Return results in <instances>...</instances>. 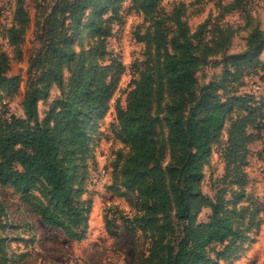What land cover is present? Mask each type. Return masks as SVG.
Masks as SVG:
<instances>
[{
    "label": "trees",
    "instance_id": "16d2710c",
    "mask_svg": "<svg viewBox=\"0 0 264 264\" xmlns=\"http://www.w3.org/2000/svg\"><path fill=\"white\" fill-rule=\"evenodd\" d=\"M115 1L56 0L43 22L41 34L47 44L43 53L46 62L30 65L39 74L35 83L31 81L29 85L23 117L13 113L7 116L6 103L17 90L19 77L6 75L9 58L0 55V186L11 187L37 215L46 232L51 237H58L60 233L64 242L80 240L85 234L88 206L76 197L82 192L84 176L79 170L85 173L86 159L91 153L88 121L92 112L107 104L122 69L121 64L114 61L103 65L86 63V56L81 52L65 85L62 65L76 56L70 45L72 36L68 34L82 25L81 17L90 10L85 24L91 25L89 32L102 48L93 52V56H101L105 38L111 34L103 15L107 6ZM160 1L141 0L140 8L155 19L153 44L157 52L162 50L161 66L156 68V75L150 67L143 70L129 90L125 106L117 105L115 110L120 136L129 146L120 174L123 186L136 195L139 210L135 218L138 224H124V227L133 233L137 228L144 238L148 236L152 240L149 257L155 256L158 245V251L164 256H159L156 264H218L245 241L254 226V211L245 223L246 207L236 209L243 190L231 201V208L223 197L224 189L215 198L204 195L201 190L203 166L228 116L234 109L243 108L245 113L236 117L228 129L227 169H233L231 183L244 185L246 174L242 164L246 145L253 136L264 139V94L242 92L240 87L246 74H238L235 77L240 78L235 86L226 90L219 83L209 84L199 98L192 97L197 84L196 34H190L181 19L182 7L161 16ZM164 20L177 26V32L170 37L169 48L160 30ZM23 25L11 28L13 42L21 40ZM161 78L166 89L185 94L192 102L186 118L181 120L177 115L170 123V159L166 171L161 166L163 153L155 145V121L151 114L156 91L163 88ZM255 81L264 86V76L259 75ZM52 84L59 86L60 95L39 119L37 101L48 96ZM173 105L170 111L175 108ZM37 184L43 190L36 195L32 189ZM171 206H174L175 216L183 221L181 236L175 244L170 240L174 232V224L168 216ZM203 207H209L210 214L206 221L198 222L197 214ZM0 210L3 222L11 228V214L1 205ZM54 230L57 234L51 235ZM105 230L109 234L116 233L109 222L105 223ZM4 233L0 254L3 264H8L11 259L8 240L12 235L5 229Z\"/></svg>",
    "mask_w": 264,
    "mask_h": 264
},
{
    "label": "rangeland",
    "instance_id": "374dc122",
    "mask_svg": "<svg viewBox=\"0 0 264 264\" xmlns=\"http://www.w3.org/2000/svg\"><path fill=\"white\" fill-rule=\"evenodd\" d=\"M55 2L0 0V55L5 54L9 58L6 75L19 77V86L10 95L6 106L7 114L24 116L23 102L29 92V85L31 81L35 83L39 74L30 65L46 62L43 53L47 44L41 34L43 22ZM19 3L21 7H18ZM140 4L141 0H116L107 6L103 20L107 19L111 34L105 38L101 56H93V52L102 48L98 46L97 38L89 32L91 25L85 24L90 10L81 17L82 25L68 34L72 36L70 45L76 56L62 65L65 85L81 52L86 56V63L92 61L103 65L114 61L122 66L107 104L92 112L88 121L91 153L86 159L85 173L79 170L84 176L82 192L76 197L88 206L84 236L80 240L65 243L42 237L46 233L37 215L11 187L0 186V205L12 218L9 228L3 222L0 210V246L5 235L4 229L12 235L8 240L11 254L8 264H156L158 257L164 256L156 245L155 256L149 257L152 240L148 236L144 238L137 228H134L136 231L133 233L124 227V224H138L135 218H138L139 210L136 195L123 186L120 174L129 146L120 136L115 110L117 105L125 106L127 94L141 72L150 67L156 75V68L161 66L163 59L162 50L157 52L153 44L155 19L145 15ZM178 6L183 10L181 19L189 33L196 34L194 43L198 45L195 52L197 84L192 97L199 98L209 84L215 86L219 83L221 88L227 90L237 84L240 78H236L238 74H246L243 76V86H239L240 90L250 92L252 81L258 79L259 75L264 76V0H161L159 14L167 16ZM23 24L25 29L21 40L13 42L11 28ZM105 25L104 22L102 26ZM161 28L169 48L170 37L177 32V26L164 20ZM161 81L163 88L156 91L151 114L155 121V145L163 153L161 166L166 171L170 159V123L177 115L181 120L186 118L192 102L185 98V94L166 89L164 79L161 78ZM256 91L257 95L264 94V86ZM60 92L59 86L52 84L48 96L37 101L39 119L47 114L52 100ZM172 105L175 108L172 107L170 111ZM176 105L183 109L179 110ZM244 113L243 108H236L228 116L203 166L201 190L204 195L215 198L224 189L223 197L228 201L227 207L231 208V201L243 190L244 195L236 201V209L246 207L245 223L254 211V226L245 241L227 259L219 260L218 264H264L263 137L253 136L246 145L245 163L242 164L246 175L242 187L230 182L233 180V169H227L228 129L230 123ZM100 168L105 169L103 181L100 185H93L90 176ZM42 190V186L37 184L32 192L37 195ZM209 214V207H203L197 214V221H206ZM168 216L174 224L170 240L175 244L181 236L183 221L175 216L174 206H171ZM106 222L116 230V233L113 231L115 235L105 230ZM57 232L54 230L51 235ZM37 237L42 238L34 243ZM0 264H3L1 254Z\"/></svg>",
    "mask_w": 264,
    "mask_h": 264
},
{
    "label": "built area",
    "instance_id": "2783aa9c",
    "mask_svg": "<svg viewBox=\"0 0 264 264\" xmlns=\"http://www.w3.org/2000/svg\"><path fill=\"white\" fill-rule=\"evenodd\" d=\"M261 87H263V85L261 83L255 81V80L252 81V87H251L250 93L257 95L258 93L256 90L260 89ZM7 105L8 104L6 103V106ZM10 114H7V116H9ZM262 122H263L262 134L264 135V119ZM104 175H105V169L104 168H100L97 172L92 173L90 176L91 177L90 178L91 184L100 185L103 181ZM9 219H12L11 216L9 217Z\"/></svg>",
    "mask_w": 264,
    "mask_h": 264
},
{
    "label": "crops",
    "instance_id": "0c3cea01",
    "mask_svg": "<svg viewBox=\"0 0 264 264\" xmlns=\"http://www.w3.org/2000/svg\"><path fill=\"white\" fill-rule=\"evenodd\" d=\"M43 226V225H42ZM44 227V226H43ZM45 229V228H44ZM45 233L46 234H44V236H42V237H45V238H47L48 237V239L50 240V241H53V242H64L63 241V239H62V237H61V234L59 233L58 234V237H51L47 232H46V230H45ZM42 237H37V239L34 241V243H37L36 241H38L40 238H42ZM65 243V242H64Z\"/></svg>",
    "mask_w": 264,
    "mask_h": 264
}]
</instances>
